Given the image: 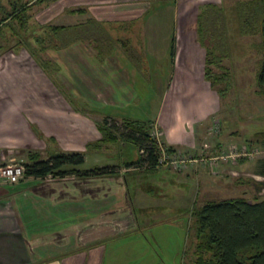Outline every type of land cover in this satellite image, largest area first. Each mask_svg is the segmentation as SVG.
Segmentation results:
<instances>
[{
    "label": "crops",
    "instance_id": "1",
    "mask_svg": "<svg viewBox=\"0 0 264 264\" xmlns=\"http://www.w3.org/2000/svg\"><path fill=\"white\" fill-rule=\"evenodd\" d=\"M239 1L241 0L53 2L54 5H58L56 11H59V14L65 13L67 8H83L80 13L65 14L66 21L58 25L84 24L94 20L100 24L99 36L103 35V40L112 37V33V35L110 32L107 33L109 30L116 32L113 37L118 40L109 53V59L119 54L114 63L107 59L99 60L94 52H91L98 51L94 46L89 49L84 43L76 42L65 48L69 55V57L66 55L65 64L67 84L72 94V97L69 96L70 99L72 102L78 101L83 104L90 99V102L98 104L97 107H92L97 108L98 115L111 116L114 120H147L151 126L153 139L158 134L156 138L161 142L182 152H200L204 146H208L210 151L228 150L233 146L250 149L258 144L264 147V109L255 111L254 105L251 104L257 98L264 100V96L258 92L249 95L244 91L236 96H232V93L227 96L226 93L219 95L216 86L223 83L213 85L205 76V48L198 38V15L207 5L213 4L223 9L228 26L226 34L228 55L223 59L222 66L232 68L229 62L241 65L243 61L249 59L250 49H254V53L251 54H258L253 48L257 42L251 44L248 37H257L259 41V34H243L237 29L235 32L231 31L236 19L234 7ZM166 23L168 31L172 30V33L167 31L169 35L166 36L168 38L171 36L168 49L162 54L161 59H158L146 46L149 45V37H152L150 31L152 29L159 31V28H163L161 25ZM176 40L178 43L182 42L188 56L183 63H175ZM90 58H96L99 65L90 63ZM143 62L145 64H142ZM85 63L92 68L89 69ZM107 72L112 73L110 78H105ZM89 73L92 74L91 81ZM230 77V87L235 85L244 87L247 83L246 80L234 79L231 75ZM254 80L256 83V74ZM149 86L161 87L158 91V102L154 105L151 102L150 106ZM116 87H119L117 92ZM49 99L51 98L45 100ZM229 100H234V103L228 106ZM133 104L134 107L128 109ZM49 106L50 117L53 118L55 116H52L54 114L52 109L58 107L52 104ZM5 107L2 106L3 109ZM107 107L111 108V111L114 109L115 113L106 114ZM3 109H0V119ZM34 109L37 110L36 107ZM260 112L263 114H259ZM13 114L14 111L11 110L0 126V165L11 160L9 152L11 134L20 142V145H17L20 148L29 145L25 140H30V134L26 130L17 131L14 125H9ZM224 114L228 115L233 123L237 119L243 123L256 120L263 129L254 127L248 137L238 129H230L232 125L223 128ZM35 117L42 116L37 113ZM34 124L41 132L51 134L53 128L49 124L48 126L41 123L39 125L37 122ZM33 133L36 136L35 140L41 141L38 132ZM97 155L105 157L103 151H98ZM230 162L238 168H245L249 160L243 161L242 158ZM98 164L104 165L101 162ZM161 168L165 167H158L149 172ZM203 169V166L197 165L183 170L179 173L180 176L173 179V185L170 188L163 185L159 194L150 188L148 193L138 186L130 193L127 190V178L119 180L113 175L111 176L115 180L110 183L108 189L106 178L101 175L74 180L71 184H66L62 180L41 182L40 177L33 176H25L14 184L0 181V264H126L120 256V245L127 238L140 239L143 232L149 230V219L144 214L154 211V208L160 210L162 204L171 198L175 202L174 206L184 211V218L186 217L188 222V211L191 213L195 207L203 204L197 203L201 181L204 179L207 184L204 192H209L210 188L216 191V184L224 183L217 176L209 179V175H206ZM258 170L255 174L260 177L262 175ZM232 177L229 176V182L235 183V178ZM146 179L149 182V178ZM212 183L216 184L211 186ZM167 184L169 183L166 181ZM187 188L190 189L186 191ZM216 192L222 194V191ZM158 197L162 200L165 198V201L160 202ZM156 198L159 202L155 203ZM159 204L160 206H156ZM135 210L142 212L143 217L138 218ZM129 216L133 217L127 224L123 220ZM184 250L179 254L178 261L180 264H189L190 258L185 262ZM144 260L145 263L149 262V258ZM133 262L137 263L138 259Z\"/></svg>",
    "mask_w": 264,
    "mask_h": 264
},
{
    "label": "rangeland",
    "instance_id": "2",
    "mask_svg": "<svg viewBox=\"0 0 264 264\" xmlns=\"http://www.w3.org/2000/svg\"><path fill=\"white\" fill-rule=\"evenodd\" d=\"M15 1L18 3L29 2L27 6V14L29 16L27 18V29L24 30L19 28L20 23H18L15 19H7L3 23H0V101L3 100L2 104L0 103V109H3V105L6 106L2 110L3 113L0 119V126L2 122L5 121V118L8 116L9 112L12 110L14 111V114L13 118L9 120L11 123L9 125H14V128L17 131L20 130V132L26 130L30 134V140H25V142L29 144L27 147L20 148L17 146L20 145V142H18L11 134V137L9 136V152L11 155V160L2 163V165H23V163L27 161V156L29 154L33 155L34 152H37L39 157L47 158L51 153L57 151H83L85 154V161L80 166H77V168L80 170L103 165H99L98 162L104 163V165L116 166L115 174L101 175V177L104 176V178H106L107 189L109 188L110 183L115 180L113 176L118 177L119 180L127 178L126 185L127 190L130 193H133V190H135L137 186L141 189H144L145 191L147 190L148 193L150 188L156 194L161 193L162 190L160 189L163 187V185L164 187L168 186L170 188L173 185V179H176L177 176H180L179 173L182 171L176 172L161 168L150 173L145 167L140 165L131 167L123 166L121 164L122 150L120 149V142L125 139L119 137L118 142L107 143L106 141H102L103 134L99 129L100 125L104 123L106 125L116 124L118 126V132H120L123 130L121 127L123 120H114L111 116L98 115L96 112L97 108H92L97 107L98 104L93 101L90 102V99L84 104L78 101L72 102L69 97L72 94L69 89L70 86L67 84L66 77L65 61L67 58L66 55L68 53L65 52V48L58 50H38L36 55H32L30 50L21 43V39L27 38L32 46H34V37L38 34H42L41 26H46L47 24L58 25L61 22H65V14L68 12L64 11L65 13L59 14V11H56V7L58 5H54L53 2L46 4L38 3L37 1L33 0H0L1 20L4 15H8L7 13L12 10V4H14L13 2ZM161 26L163 28H159V31L153 29L150 31L152 37H149V45L148 47L146 46V48H150L153 56L157 57L158 59H161L162 54L168 49L171 36L168 38L166 35L168 32L170 34L172 33V30L168 31L167 23L162 24ZM231 29V31L235 32L237 29L236 25L234 24ZM109 32L113 35L116 33H113L112 30H109L107 33ZM113 35L111 38L104 39L103 44L100 43L103 39V35L98 36V47L102 46L103 48L100 50V53L99 51H96L95 53L94 50H91V52H94L93 54H95L99 60L103 61L104 59H107V61L112 63L116 62V57H118L119 54H115L111 59H109V53L113 50V46L116 45L118 41L115 37H113ZM248 40L251 42V44L258 42L257 37H248ZM77 43H84L89 49H92L93 46L97 48L96 43L91 39L78 41ZM175 47V63H183L185 59L188 58V56L184 51L182 42L180 41V43H178V40H176ZM234 47H236V45H234ZM253 48L256 49L255 46H253ZM249 51L254 53V49H250ZM251 53H248L249 59L243 61L241 65H234L239 64L237 62H233L234 64L229 62V66L231 65L232 68L229 69V67H227L228 70H230L229 72L231 73L232 78L240 80L243 79V81L246 80L247 83L244 87H237L235 85L231 86L228 90H223V92L226 93V96L229 93H232V96L240 95L242 94V91L249 95H253L254 93L258 92V87L256 86L254 79L256 74L255 70L258 68L257 60L259 59V55H253ZM67 56L69 57V55ZM39 61L42 62L44 66L41 65ZM90 63L95 66L99 65V61L96 58H90ZM142 64L145 63L143 62ZM85 65L89 69L92 68L90 65L88 66L87 63H85ZM211 68L213 72H220V69L216 68L214 65H211ZM142 72L144 73V71ZM89 74L91 76V81L93 80L92 74ZM111 75V72H107L105 74V78H110ZM118 88L119 87L115 88V92H117ZM221 88L223 89V84H221V86H216L218 93ZM148 90L149 106L152 105L151 102H153L154 105L155 102H158L157 96L158 91L161 90V87L149 86ZM48 97L51 99L45 100ZM40 98L44 99L42 100ZM262 100L263 99L261 98H257L255 99V102L251 103L254 105L253 109L255 111H258L259 109V111H262L261 109H264V100ZM229 101L230 102L228 106L234 103V100ZM36 104L40 106H36ZM50 104L56 105L58 107L55 108L57 111L54 108L52 109V113H54L52 116H55L53 118L50 117ZM34 107L37 108L36 111ZM131 107L133 108L134 104L128 109H132ZM6 108H10V110ZM113 110L114 109L111 111V108L109 107L105 109L106 114L112 115L115 113ZM255 111L250 110V112L254 113ZM37 113L38 115L41 114L42 117H35V114ZM259 114L262 115L263 112H260ZM227 116L228 115L224 114V121L222 122L223 128L232 125L230 129H238L248 137L250 131L254 127L260 130L263 129V126L259 125L256 120L252 119L248 123H243L241 120L237 119V121L233 123V121L229 120ZM144 121L146 122L147 126H149V121ZM225 121L228 122L226 123ZM34 122H37L38 124L41 123L42 125L44 124L45 126H48L47 124L52 126L53 129L51 134H45L43 131L42 133L38 127L35 126ZM255 123H257V125ZM32 131L39 133L38 135L41 141L35 140L34 137L36 136ZM156 135L154 136V139L156 138ZM150 136L153 137V133H150ZM251 148H257L256 152L252 156L250 155L249 157L238 158V160L243 158V161L244 159L249 160V162L246 163L247 167L245 168H238V166L233 165L232 162H226L224 159L220 158L216 160V164L213 166V169L210 168L209 165H203L204 169L202 171L206 175H209V179H214L215 176H217L224 183L210 184L211 186L216 184L217 190L222 191V194L219 195L216 192L217 190L214 191L212 188H210L211 190H208L209 192H204L207 184L203 179L201 181L200 194L198 196L199 198L197 203L201 205L205 201H217L224 197L227 198L237 196H244L247 199H253L254 197L264 198V176L259 177L255 174L256 170L259 169L263 163L264 147H261L258 144V146L255 145ZM98 151H103V155L105 157L102 155L99 157V155H97ZM141 151H139V154H141ZM222 151L227 152L225 149H218L212 152L213 154L217 155ZM198 152L199 151L196 153ZM131 153L134 156L136 151L132 150ZM222 164H227L228 166ZM66 168L70 167L67 166ZM230 175L233 176L232 178H235V183L234 181L229 182L230 180L228 178ZM147 177L149 178V182L148 179H146ZM84 178L85 177L74 173H66L62 176L48 174L47 176L40 178V180L41 182L62 180L63 182H66V184H71V181L82 180ZM133 180H137V182ZM166 181L169 184L166 185ZM81 189L83 190V188ZM188 189L190 188H187L186 191H188ZM158 198H160V202L165 201V198L164 200H162L161 197ZM158 198H156V200ZM156 200L155 203L159 202ZM145 201H149V199H145ZM174 203L175 202L171 198L167 199L166 202L162 204V208L160 210L154 208V211H149V213L144 214V216L149 219V230L144 231L143 237L141 236L140 239L127 238L123 240V243L120 245V256L123 262L126 264H180L179 254H182L184 249V251H186V255L184 256L185 262L189 260V256L193 250L192 243L194 240V216L189 210L187 222L186 217L184 218V211L175 207ZM156 206H160V204ZM135 214L138 218L143 217L142 212L139 210H135ZM132 217L133 216H129V218H126L123 221L129 224L130 221H132ZM151 220L152 222H150ZM128 253L132 254L128 255ZM144 258H149V262L145 263ZM135 259H138L137 263L133 262Z\"/></svg>",
    "mask_w": 264,
    "mask_h": 264
},
{
    "label": "trees",
    "instance_id": "3",
    "mask_svg": "<svg viewBox=\"0 0 264 264\" xmlns=\"http://www.w3.org/2000/svg\"><path fill=\"white\" fill-rule=\"evenodd\" d=\"M56 0H37L38 3H52ZM12 10L4 17L15 19L20 23V29H27L28 2H13ZM27 3V4H26ZM235 25L243 34H259L260 39L255 45L259 57L256 71L258 93L264 96V0H241L235 7ZM69 13L82 12L83 8H69ZM199 41L205 48V76L213 85L223 83V90L230 88L228 68L222 66V61L228 55L227 22L222 8L209 4L198 15L197 19ZM99 22L94 20L76 25L41 26L42 34L34 37V46L27 40L21 43L36 55L38 50H58L86 39L94 40L100 53ZM24 38V37H23ZM103 44V39L100 42ZM172 53V50H171ZM39 60V59H38ZM41 65L42 62L39 61ZM211 65L220 69L213 72ZM117 123V122H115ZM122 131L118 132L116 124L100 125L103 134L102 141L120 142L121 164L125 167L143 166L147 171L158 168L157 145L150 136L151 126L145 121L124 119ZM39 134V133H37ZM264 137V136H263ZM128 144L135 145L137 159L131 160ZM142 150V151H141ZM141 151V154H139ZM83 151H57L46 159H41L37 152L27 156L23 163L24 176L44 177L47 174L64 175L74 173L82 177H94L105 174H115V165H102L80 170L77 166L84 163ZM69 166L70 168H66ZM259 174L264 176V160L259 168ZM193 250L189 256V264H264V198L247 199L244 196L224 198L217 201H206L192 211ZM186 255V251L184 252Z\"/></svg>",
    "mask_w": 264,
    "mask_h": 264
},
{
    "label": "built area",
    "instance_id": "4",
    "mask_svg": "<svg viewBox=\"0 0 264 264\" xmlns=\"http://www.w3.org/2000/svg\"><path fill=\"white\" fill-rule=\"evenodd\" d=\"M154 140L157 145V166L165 167L176 172H181L197 165H209V167L213 169V166L216 164V160L219 158L224 159L225 161L230 160L236 162V160L240 157H249L250 155L252 156L257 150V148H236L235 146H233L228 149L227 152L222 151L216 155L213 154L212 151H210V148L208 146H204V148L198 153H187L165 145L158 138H155ZM23 177V165H0V181L14 184Z\"/></svg>",
    "mask_w": 264,
    "mask_h": 264
},
{
    "label": "water",
    "instance_id": "5",
    "mask_svg": "<svg viewBox=\"0 0 264 264\" xmlns=\"http://www.w3.org/2000/svg\"><path fill=\"white\" fill-rule=\"evenodd\" d=\"M128 147L130 148L129 149V153H130V156H131V160H135V159H137V149H136V147H135V145H133V144H128ZM136 151V154L133 156L132 155V153H131V151Z\"/></svg>",
    "mask_w": 264,
    "mask_h": 264
},
{
    "label": "flooded vegetation",
    "instance_id": "6",
    "mask_svg": "<svg viewBox=\"0 0 264 264\" xmlns=\"http://www.w3.org/2000/svg\"><path fill=\"white\" fill-rule=\"evenodd\" d=\"M31 1H32V0H31ZM33 1H37V0H33ZM56 1H57V0H56ZM28 3H29V2H28ZM8 13H9V12H8ZM8 13H7V14H8ZM5 16H6V15L3 16L2 20L0 19V21H1L0 23H3L5 20H7V19L3 20ZM20 41H21V40H20Z\"/></svg>",
    "mask_w": 264,
    "mask_h": 264
}]
</instances>
